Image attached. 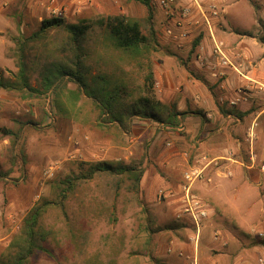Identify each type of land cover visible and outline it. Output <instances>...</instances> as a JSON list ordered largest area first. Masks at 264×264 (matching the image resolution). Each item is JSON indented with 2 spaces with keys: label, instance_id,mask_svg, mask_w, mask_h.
<instances>
[{
  "label": "rangeland",
  "instance_id": "rangeland-1",
  "mask_svg": "<svg viewBox=\"0 0 264 264\" xmlns=\"http://www.w3.org/2000/svg\"><path fill=\"white\" fill-rule=\"evenodd\" d=\"M198 3L206 12L209 4ZM211 3L218 13L211 19L213 41L202 21L198 26L205 28L212 43L214 61L222 65L220 57L214 53V44L222 45L215 33L223 29L245 33L243 39L249 44L253 62L263 58L264 0H226V7H231L228 13L220 0ZM44 5L35 12L34 7L39 6V2L34 0H0V78L4 81H17V43H25L37 32L41 20L56 16L68 24H78L123 16L137 21L144 35L153 33L155 42L151 53L131 60L112 48L105 39L104 27L94 25L82 42L85 52L83 63L90 67V75L102 73L124 81L128 89L133 90L134 97L138 95L136 92L140 91L144 75L151 65L156 83H160L156 87L157 97L166 102L165 91L160 89L170 90L169 83L162 84L160 77L172 69L177 70V75L186 76L187 63L190 62L188 55L191 58L194 42L202 38V30L198 28L191 32L186 49L176 48L178 42L175 40L181 38L180 30L186 34L183 38H188L186 28L194 12L192 10L184 30L174 28L172 22L167 28L175 30L170 34L167 28L164 29L165 15L163 13V17L156 10L155 2L151 7V18L147 8L136 0H48ZM54 10L57 11L55 14ZM196 10L201 11L197 7ZM165 19L168 24V19ZM66 41V31L58 28L47 30L43 40L26 42L23 62L29 86L35 90L0 88V264L12 262L16 253L9 247L12 238L19 233L27 212L44 200L53 203L46 207L40 218L42 228L50 235L38 242L42 249L29 257L25 264H264V247L256 244L264 239L258 236L259 233L264 234V172L260 171L264 156L258 159L256 155V126L262 129L263 120L257 123L256 117L254 126L252 124L248 131L234 139L235 142L239 140L236 144L240 143V146L229 147L227 154L219 153L216 156H221L214 159L210 158L213 151L205 149V146L201 149L199 145L198 151H194L188 145L194 134L192 123L182 130L179 128L180 131H173L147 120H134L128 134L111 125L101 127L91 100L83 97L73 108L66 104L64 95L69 89L75 90V85L64 81L60 97L43 91L42 71L48 68L47 64L64 61L73 55V51L65 46ZM220 50L223 52L222 46ZM257 66L263 77L256 78L259 85H254L259 87L264 85V59ZM258 91L257 111L264 109V88ZM54 99L66 104L70 117L60 118L55 114ZM263 115L264 111L260 117ZM195 117L191 116L190 120ZM260 139L264 143V135ZM238 159L243 160V165ZM101 163L113 167L129 165L134 167L135 173L143 172L139 186L133 187L134 181L127 177V173L95 172L91 178L77 182L73 194L64 201L63 210L57 206L59 197L55 185L59 180L71 175L88 176L90 170ZM227 164L233 168L242 165L244 170L253 166L250 169L259 171L257 183L252 180L246 182L255 187V193L259 192L263 204L256 205L248 197L242 207L251 206V216L242 214V209L233 212L219 210L212 220L202 223L205 218L201 219L198 241L191 220L183 214V175L204 167V177L191 187L193 196L204 204V195L211 188L210 185L205 187L210 184L206 182L208 175H215L214 179L224 185L234 183L229 178ZM178 174L182 179L180 189L172 185L171 200L168 199L170 204L175 201L174 205L168 207L163 193L158 192V185L154 195L141 192L142 183L149 176ZM159 195L161 199L157 200ZM194 235L197 242L193 245L197 244V251L189 254L193 250L191 241L185 243L183 239L194 238ZM205 237L211 243L220 240L224 250L217 245H208ZM172 240L174 242L170 244ZM177 243L187 247L176 248ZM172 245L183 253L178 255L183 256L168 262V255H164L169 253Z\"/></svg>",
  "mask_w": 264,
  "mask_h": 264
},
{
  "label": "crops",
  "instance_id": "crops-1",
  "mask_svg": "<svg viewBox=\"0 0 264 264\" xmlns=\"http://www.w3.org/2000/svg\"><path fill=\"white\" fill-rule=\"evenodd\" d=\"M34 1L39 2V6L34 7L35 12L40 6L44 7V4L48 2V0ZM194 1H202L203 4L208 6V4L212 5L211 2H214L216 0H178V8L185 6L187 8H190L191 12L193 10L194 13L192 19L189 21L188 28H186L187 33H189L188 38L186 40L185 38L175 40L178 42L177 43L174 41L175 43H177L176 48L186 49L187 47L185 46H188V44L186 43L189 42L190 34H193L191 32H194L195 30H199L198 28H201V26L198 25L199 23H202V20L196 10L197 6ZM220 1L222 2V6L225 8L227 6L226 0ZM153 3L151 2V5ZM228 9H231V7H226L225 12L228 13ZM156 10L162 13L163 16V12L157 4ZM163 19L165 24L164 29H166L167 27L169 28L170 24H167L165 17ZM173 30L175 29L173 28ZM201 30L202 34L200 33V36H202V38L197 40L198 43L194 48L193 53L191 54V58L188 55V60L190 62L187 63L186 61H184L188 66L186 67V76H179L177 75V70L173 71L172 69L167 70L164 74V77H160L161 79L159 80V82H162V84L166 83L167 85L169 83L170 89L168 91L166 89H160V91H165V99L168 100L166 102L162 100L161 101L167 104L175 102L177 104V111L181 113H189L183 117L178 116V119L181 121L179 128L180 130H182L183 127L187 128V124L191 125L192 123L193 127H191V130L194 132V134L190 137L188 145H190V147L194 151H198L199 145L201 149L205 146V149L213 151L211 154L214 155L210 157L212 159L219 158L221 155L216 156L219 153H222V155L227 154L229 147H233L234 145H237V147L240 146V143L236 144L239 140L235 142L234 139H237L236 137L242 136L244 132H246V130L248 131L256 117L258 119L257 123L259 122V120H263V123L261 122L262 129H258V126H256V155L259 159L260 157L264 156V143L260 139V137L264 135V115L260 117V114L262 111H264V109L259 108L260 110L257 111L258 101L256 100V97L260 95H258V87L254 85V82H257L256 78H263L259 74L258 66L256 67V65L260 60H263L264 57L261 59L258 58L259 60L257 63L253 62L254 58L251 56L252 52L248 46L249 44H247L248 42L243 39V37H245L244 35L246 34L237 29H223L218 33L216 31L217 34L215 33V35L219 41H222V53L237 72L234 71V69L230 66L219 65V63H217V60L214 61V58H212L213 46L209 37L205 33V28H201ZM201 59L203 60L199 61ZM182 66L185 67L186 65L182 64ZM172 82L174 84H172ZM157 86H160V83L157 82L156 87ZM167 87L168 86H166V88ZM244 88L249 89L243 90ZM239 89H242V93L237 92ZM262 98L264 100L263 96ZM191 116H196L197 118L195 117L196 119L194 118V120H190ZM202 116H204V119L202 118ZM236 156L238 155L236 154ZM239 158H241V156H239ZM238 160L241 162L242 159ZM241 163L243 165V162ZM241 166L237 165L235 166V168H233L229 165V174L231 175L229 178L232 179L231 181L235 183V186L234 183H226L228 185H224L225 183L220 182V180L218 179H214L216 178L215 175H208V179L206 180V182L210 184H206L205 187L210 185L209 187L211 188L210 192L208 191V193L204 195V204L202 205L206 211V220H202V223L206 222L207 220H212L211 218H213L219 210H227L233 212L234 210L240 211L242 209V214H247L248 216L253 215V209L251 208V206L247 205L242 207V203H244L245 199H248V197H250V200H252L251 202H253L254 200V203H256V205L258 203L263 204V200L259 196V192L255 193V187H251L246 182V180H252L253 182L257 183L260 180L259 171L257 169H250L253 166L249 167V170H244V168ZM149 178H151L150 181ZM237 180L238 183H240V187H238V183L236 184ZM181 181V175L179 174L177 176L171 175L164 177L160 175L151 177L149 176L148 179H145L144 182L142 181L143 183L141 192L145 191L148 194L154 195L157 191L156 185H158V192L159 194L163 193V198L164 200H167L169 207L171 206V204H175V201H172L171 204L169 203V200H171L169 199L171 196H169V194H171V189L173 188L171 186L176 185L179 190ZM153 182H155V184H153ZM159 197L160 198L157 197V200L161 199L160 195ZM179 202H181V199ZM195 237L196 236L194 235V238L188 237L186 239V237H184L185 239H183V242L185 243L187 240L191 241V248H193V250L191 249V251H189V254L196 253L197 251V244L194 246L193 242H197V240L200 241V239L197 235V240L195 241ZM204 240L207 241L208 245H217L221 250H224L223 243H220V240H218V242L212 241L213 243H211V241L208 242V239L206 237ZM173 242V240L170 241V244H173ZM175 245L177 246L176 248L185 247V245L181 246V244L178 243ZM176 248H174L172 245L170 250H168L169 253H165L164 256L168 255V257H171H167L168 262L174 261L175 258L179 256V253L183 254L179 251V249ZM185 254H187V252H185Z\"/></svg>",
  "mask_w": 264,
  "mask_h": 264
},
{
  "label": "trees",
  "instance_id": "trees-1",
  "mask_svg": "<svg viewBox=\"0 0 264 264\" xmlns=\"http://www.w3.org/2000/svg\"><path fill=\"white\" fill-rule=\"evenodd\" d=\"M145 6L151 18V0H136ZM104 27L106 31V40L116 51H119L131 60L144 58L154 49L153 33L144 35L141 26L137 21L127 19L123 16H114L107 19H99L96 22L82 21L78 24H68L61 17L52 16L48 19L41 20L37 32L25 40V43L18 45V71L17 81L9 82L0 78V88L5 90H19L21 88L32 89L29 86L28 75L25 63L23 62L24 49L26 42L40 41L46 37V31L63 28L67 33L65 46L73 51V55L64 61L47 64L48 68L42 71L43 91L61 96V84L66 81L75 85V90L69 89L66 95V104L69 107H75L77 102L86 97L91 100L97 111L98 125L101 127L111 125L124 134L132 131L134 120L149 121L155 125H161L166 129L173 131L179 130L180 120L178 116L183 117L187 112L177 111V104L163 103L157 97L156 79L151 65L143 78V85L137 96H133V90L128 89L124 81L117 77L97 73L90 75V67L83 63L84 50L82 42L85 41L87 32L92 26ZM198 41L194 42V48ZM65 48V47H64ZM63 48V49H64ZM46 66V65H45ZM56 90H60L56 93ZM54 99L52 105L56 106L55 114L60 118L70 117V110ZM199 114V113H197ZM181 119V118H180ZM7 133H10L7 132ZM95 172H111L115 174L127 173V177L133 179L134 186L138 187L143 176V172L135 173L134 167L118 165L113 167L108 163H101L90 170L88 176H67L59 180L55 185L58 190L57 206L63 210L64 201L69 195L73 194L79 180L91 178ZM52 202L44 200L42 203L35 204L26 214L19 233L15 235L9 247L15 249L14 259L8 264H25L37 250L42 247L38 244L44 241L50 235V232L44 230L40 224L41 216L46 212V207ZM258 246L264 247V239L256 242Z\"/></svg>",
  "mask_w": 264,
  "mask_h": 264
},
{
  "label": "built area",
  "instance_id": "built-area-1",
  "mask_svg": "<svg viewBox=\"0 0 264 264\" xmlns=\"http://www.w3.org/2000/svg\"><path fill=\"white\" fill-rule=\"evenodd\" d=\"M152 1H154L158 5V7L162 10L165 17L168 19L169 24H171L173 22L174 28L179 29V30L180 29L184 30V28L187 24L186 23L187 19L191 14V10L189 8H187V7L178 8L177 7L178 0H152ZM194 2L196 4L197 8L201 10L198 12H199V14H201L200 16H201L202 22L204 23V25L206 27L208 35L210 36V38H212V41H213V27H212L211 19L217 17V15H218L216 8L214 5H209L207 7V11L204 12V10L200 6V4L196 1H194ZM56 12L57 11L54 10L53 14H55ZM172 31H173V29H168V33L171 34ZM180 32H182V33H180L179 36L181 38L185 37V35H186L185 32L181 31V30H180ZM214 45H215L214 53H216L220 57L222 65L230 66V63L223 56V53L220 50V47L222 45L219 46V44H216V43ZM230 67H232V66H230ZM233 69L236 71L235 68H233ZM254 83L259 85V83H257V82H254ZM263 88H264L263 84H261L258 87L259 90L263 89ZM248 89L249 88H245L243 90H248ZM237 92L242 93V89H239ZM251 157H252V159L254 158L253 155ZM203 171H204V167L200 170L195 169V170L190 171V172H185L183 175L184 184L181 185V189L183 192V199H182L183 214H186L189 217V219L191 220V222H192V224H193V226L197 232V235L200 231L201 219L206 217V211H205L203 205L199 202V200L195 196H193V194L191 193V187L195 181H198L204 177ZM260 171L264 172V163L261 165ZM258 236L264 237V234L259 233Z\"/></svg>",
  "mask_w": 264,
  "mask_h": 264
}]
</instances>
